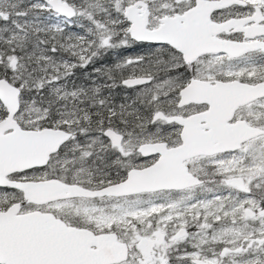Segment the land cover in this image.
I'll return each instance as SVG.
<instances>
[{
	"label": "snow or ice",
	"instance_id": "1",
	"mask_svg": "<svg viewBox=\"0 0 264 264\" xmlns=\"http://www.w3.org/2000/svg\"><path fill=\"white\" fill-rule=\"evenodd\" d=\"M0 264H264V0H0Z\"/></svg>",
	"mask_w": 264,
	"mask_h": 264
}]
</instances>
